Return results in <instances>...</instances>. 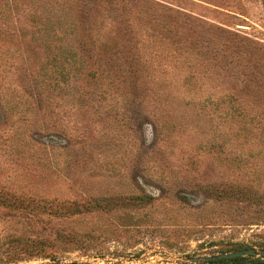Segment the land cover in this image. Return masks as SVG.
<instances>
[{
  "label": "rangeland",
  "instance_id": "obj_1",
  "mask_svg": "<svg viewBox=\"0 0 264 264\" xmlns=\"http://www.w3.org/2000/svg\"><path fill=\"white\" fill-rule=\"evenodd\" d=\"M249 248L264 0H0V264Z\"/></svg>",
  "mask_w": 264,
  "mask_h": 264
},
{
  "label": "trees",
  "instance_id": "obj_2",
  "mask_svg": "<svg viewBox=\"0 0 264 264\" xmlns=\"http://www.w3.org/2000/svg\"><path fill=\"white\" fill-rule=\"evenodd\" d=\"M195 264H264V259L255 255H245L230 258H222L219 260L202 261Z\"/></svg>",
  "mask_w": 264,
  "mask_h": 264
},
{
  "label": "water",
  "instance_id": "obj_3",
  "mask_svg": "<svg viewBox=\"0 0 264 264\" xmlns=\"http://www.w3.org/2000/svg\"><path fill=\"white\" fill-rule=\"evenodd\" d=\"M261 255L264 258V249L258 251L257 249L249 248V249H239L231 252H224L220 254H214L210 256H205L202 258V260L205 261H211V260H217L219 258H230V257H235V256H245V255Z\"/></svg>",
  "mask_w": 264,
  "mask_h": 264
}]
</instances>
